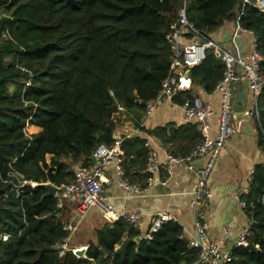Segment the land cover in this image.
Returning a JSON list of instances; mask_svg holds the SVG:
<instances>
[{
    "label": "trees",
    "instance_id": "1",
    "mask_svg": "<svg viewBox=\"0 0 264 264\" xmlns=\"http://www.w3.org/2000/svg\"><path fill=\"white\" fill-rule=\"evenodd\" d=\"M185 0H0V264H193L199 252L189 246L179 222L163 225L153 239L120 219L98 231L86 257L57 247L68 236L55 197L44 183L71 184L80 164L91 166L94 151L111 145L120 123L119 106L140 119L170 73L171 26ZM242 15L240 16V14ZM240 17L264 57V13L243 0H188L187 18L208 35ZM32 86L24 91L27 73ZM225 72L208 51L191 69L195 86L210 95ZM264 75V61L261 63ZM191 93L175 99L182 105ZM138 101L140 103H138ZM260 144L264 146V90L260 97ZM42 128L29 135L26 127ZM160 139H184L175 156L188 155L201 136L195 125ZM143 139H126L123 165L129 181H144L147 151ZM50 157V162L47 158ZM75 168V169H74ZM34 182L38 185H23ZM140 187V186H139ZM251 220L248 247L233 249L231 264H264V164L254 168L247 194ZM8 238L5 240L4 237Z\"/></svg>",
    "mask_w": 264,
    "mask_h": 264
},
{
    "label": "built area",
    "instance_id": "2",
    "mask_svg": "<svg viewBox=\"0 0 264 264\" xmlns=\"http://www.w3.org/2000/svg\"><path fill=\"white\" fill-rule=\"evenodd\" d=\"M187 3L188 0H185L178 14V21L172 24L171 31L167 37L173 54L170 73L164 80L158 97L148 103L144 115L149 117L160 103L169 102L176 104L175 99L181 93H191V97L179 106L182 108L185 121L196 125L197 131L201 136V143L188 155L175 156L168 152L165 147L157 145L152 136H147L144 141V147L147 151L145 172L151 175L149 185H154L156 184L154 178L159 172L165 171L168 175H171L172 167L175 165H186L191 172H195L192 162L208 158L206 166L196 172L198 183L192 200L195 237L187 240L184 235V238L189 242V246L192 249L199 252L198 260L193 264H231L233 262V251L228 252L222 246L227 239L228 230H223L224 235L220 244L209 243V225L204 221L202 207L207 206V201L211 197V192L208 189V178L215 166L217 156L236 132L234 122L235 98L238 89L242 86H245L247 91H249L245 112L250 119H255L261 128L260 97L264 90V75L261 73V63L264 61V57L257 50V41L252 32H249L253 36L249 54L243 56L238 52L237 39L243 31L240 26V17L236 20V28L231 38V44L237 51L235 54L221 47L205 31L196 29L189 22L187 18ZM243 4L264 13V0H243ZM210 50L225 66L223 78L217 84L213 93L220 99L218 110L194 93L195 84L190 74L191 69L202 65ZM21 70L27 73V77L23 82L25 91L32 86V74L23 67H21ZM118 110L119 114L126 113V109L122 106H119ZM214 117H217L215 134L212 133L211 129V120ZM123 143L124 139L116 138L111 145H99L92 156L95 162L91 166H78L74 171L73 182L57 187L55 198L57 199L58 207L61 208L64 201L69 200L78 203L81 208L80 212L83 214L90 207H97L109 218L111 225L122 219L132 226H137L141 220L140 213L129 212L118 215L114 208L102 197L104 179L108 168L111 166L115 168L118 185L126 192L142 194L145 190L132 184L126 175L122 162ZM161 153L165 155V162L160 159ZM252 174L253 171L250 173L249 183L252 182ZM25 184L28 183L25 182ZM30 185L35 187L38 184L30 182ZM248 191L247 189L243 194H247ZM237 198L240 206L246 209L247 204L245 201L239 196ZM169 222H178V219L169 212L154 214L151 217L149 232L144 239L152 240L153 235ZM79 223L80 220L75 223L63 224V230L71 235L77 230V224ZM251 224L250 222L248 226L243 228L241 238L235 248L248 247L247 239L251 233ZM7 238V236L4 237L5 240ZM69 239L67 237L58 245L59 256H64L69 252Z\"/></svg>",
    "mask_w": 264,
    "mask_h": 264
},
{
    "label": "crops",
    "instance_id": "3",
    "mask_svg": "<svg viewBox=\"0 0 264 264\" xmlns=\"http://www.w3.org/2000/svg\"><path fill=\"white\" fill-rule=\"evenodd\" d=\"M236 28V21L226 22L220 29L210 34L213 41H222V37H231ZM240 34L241 44H238V52L247 56L251 49L253 36L242 31ZM231 43V41H230ZM231 48L236 49L231 44ZM194 93L202 100L212 104L218 110L220 99L216 94H206L199 86H195ZM235 118L236 132L230 138L225 147L219 152L214 168L208 178V189L211 197L207 201V206L202 207L204 221L209 225V243L220 244L223 230H228L223 248L232 252L241 238L243 228L250 224V218L246 210L240 206L238 196L249 190V176L254 168L259 164H264V146L260 142V127L257 121L250 119L245 112V104L248 101L249 91L245 86L238 89L236 96ZM127 113L121 114V122L116 131V138L126 139L139 137L145 140L147 136H152L157 145L163 146L170 153L177 154L180 145L184 144V139L176 142H169L160 139L149 131L158 127H167V135L178 134L182 128H187L182 108L179 105L169 102L160 103L153 113L146 117L144 114L140 119L133 114L129 117ZM195 125V124H192ZM217 117L211 120L212 133L215 134ZM196 126V125H195ZM170 128L176 130L170 132ZM29 135H37L42 128L35 125L26 127ZM123 150L122 162L125 160ZM161 161L165 162V155L160 154ZM50 162V157L47 158ZM208 158L194 160L192 165L195 172H191L186 165H175L172 167V174L159 172L154 185H149V180L144 181V177H137L135 185L145 189L142 194L128 193L117 183V174L114 167H109L103 184V199L110 204L118 215L129 212L141 214V220L136 226L140 232L141 240L149 232L151 217L158 212H169L176 216L178 222L184 229L187 240L195 237L194 229V208L192 200L197 187V171L206 166ZM93 164V161H92ZM82 165V164H80ZM78 165V166H80ZM77 166V167H78ZM76 167V169H77ZM75 169V168H74ZM75 169V170H76ZM74 170V171H75ZM165 183V184H164ZM60 212L58 219L63 223L77 224V230L69 235L68 244L75 253L84 250L87 254L89 245L97 243L98 231L105 226H112L109 218L100 209L90 207L85 214L81 213L80 205L76 202L65 200L63 206L58 207ZM86 255L83 257L85 258Z\"/></svg>",
    "mask_w": 264,
    "mask_h": 264
},
{
    "label": "water",
    "instance_id": "4",
    "mask_svg": "<svg viewBox=\"0 0 264 264\" xmlns=\"http://www.w3.org/2000/svg\"><path fill=\"white\" fill-rule=\"evenodd\" d=\"M238 98H239V95L236 96L235 101H237ZM138 103H140V102L138 101ZM234 118H235V115H234ZM169 130L171 132V131L176 130V128H170ZM91 160L93 161V163L95 162L94 157H91ZM42 186L47 191V193L45 194V197H55L56 196V194H57V187L56 186H54L51 183H44V184H42ZM136 241L140 242L141 238L140 237L136 238ZM76 255L79 256V257H84L86 255V252L84 250H81V251H78L76 253Z\"/></svg>",
    "mask_w": 264,
    "mask_h": 264
},
{
    "label": "rangeland",
    "instance_id": "5",
    "mask_svg": "<svg viewBox=\"0 0 264 264\" xmlns=\"http://www.w3.org/2000/svg\"><path fill=\"white\" fill-rule=\"evenodd\" d=\"M241 35H242V33H241ZM211 38V37H210ZM230 41H231V37L229 38V37H225V36H223L222 37V41H217L216 40V43H218L221 47H223L224 49H226V50H228V51H230V52H233V53H235V50L234 49H232L231 48V43H230ZM237 42H238V44H241L242 43V40L240 39V37L237 39ZM118 118L120 119V122H121V116L120 115H118ZM252 120H254V121H256L255 119H252ZM257 125H258V123H257ZM259 126V125H258ZM29 134V133H28ZM21 183H23V185H30V182H27L28 184H25V182H21ZM31 185H32V183H31ZM97 208V207H96ZM68 251H72V252H74L75 253V251L72 249H70V246H69V244H68ZM76 254V253H75Z\"/></svg>",
    "mask_w": 264,
    "mask_h": 264
}]
</instances>
